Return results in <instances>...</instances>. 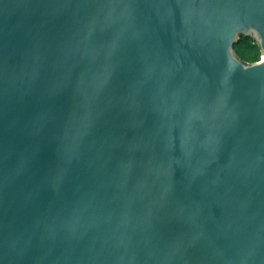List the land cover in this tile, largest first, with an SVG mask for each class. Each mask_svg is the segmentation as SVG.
<instances>
[{
    "label": "water",
    "instance_id": "1",
    "mask_svg": "<svg viewBox=\"0 0 264 264\" xmlns=\"http://www.w3.org/2000/svg\"><path fill=\"white\" fill-rule=\"evenodd\" d=\"M0 264H264V0H0Z\"/></svg>",
    "mask_w": 264,
    "mask_h": 264
},
{
    "label": "trees",
    "instance_id": "2",
    "mask_svg": "<svg viewBox=\"0 0 264 264\" xmlns=\"http://www.w3.org/2000/svg\"><path fill=\"white\" fill-rule=\"evenodd\" d=\"M233 48L237 58L245 64L257 62L260 59L259 46L251 36L239 35Z\"/></svg>",
    "mask_w": 264,
    "mask_h": 264
}]
</instances>
